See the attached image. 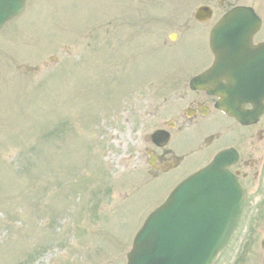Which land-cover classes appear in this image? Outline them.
<instances>
[{"label":"rangeland","instance_id":"obj_1","mask_svg":"<svg viewBox=\"0 0 264 264\" xmlns=\"http://www.w3.org/2000/svg\"><path fill=\"white\" fill-rule=\"evenodd\" d=\"M205 1L29 0L23 15L1 29L0 264H81L82 257L90 264L93 250L92 263L117 264L101 251L129 249L173 180L140 189L134 172L141 168L138 140L150 128L133 121L159 99L155 78L143 69L159 60L162 40L175 56L200 41L198 34L204 39L206 28L191 14ZM171 32L177 34L169 44ZM120 58L140 69L128 75L131 85L122 76L121 94L113 86L120 77L90 81L96 60L110 70ZM121 109L125 123L112 122ZM237 258L249 261L228 252L220 264Z\"/></svg>","mask_w":264,"mask_h":264},{"label":"flooded vegetation","instance_id":"obj_2","mask_svg":"<svg viewBox=\"0 0 264 264\" xmlns=\"http://www.w3.org/2000/svg\"><path fill=\"white\" fill-rule=\"evenodd\" d=\"M251 3L255 4V6L252 5L254 11L261 18V29L252 37V46H257L264 40V0H256ZM217 4L221 12L218 16L219 18L229 3L219 0ZM260 12L262 13L261 15ZM191 65L196 66L194 64ZM183 66L185 69H190L191 67L187 64ZM192 69L194 70L195 68ZM177 81L169 89L168 94H170V97L164 101L168 109L165 115L163 117H159V115L152 117L153 120L157 121V125H163L169 133L167 146L158 147L152 145L149 147L152 158L148 167H150L153 175L156 177L160 174H167L174 169L178 170L185 155L190 154L192 150L209 152L215 142L222 136L220 133H216L206 139L207 135L203 131L208 130V126L227 132L228 141L226 142L229 146L236 150L238 149L237 147L241 149L244 147L247 151L248 157H250L249 161L243 164L240 157V161L233 168L236 174H242L240 171L243 165L248 168L254 167L259 158H253V156L261 149L264 151V115L253 125L241 126L233 119L226 118L216 112L214 109L215 100L212 97L201 91L192 92L188 88V82H185L184 75H179ZM250 108L249 105L244 106L245 110ZM257 175L255 173L253 177L256 178ZM243 177L245 202L248 203L247 198H251L252 195V197L256 196V200L253 203L257 205L261 202L264 194L262 190H258V186L255 187V190L249 192L248 188L250 185L246 183L249 179L247 175H243ZM261 206L263 204L259 207Z\"/></svg>","mask_w":264,"mask_h":264},{"label":"water","instance_id":"obj_3","mask_svg":"<svg viewBox=\"0 0 264 264\" xmlns=\"http://www.w3.org/2000/svg\"><path fill=\"white\" fill-rule=\"evenodd\" d=\"M25 0H0V28L3 22L14 18L20 13ZM202 14L199 9L198 15ZM200 20V19H199ZM249 24H230L215 30L211 37V46L215 56L222 50L221 41L242 40L243 34L249 32ZM229 63L225 65L228 68ZM221 64H216L207 74L206 79H212L220 70ZM222 69V70H223ZM221 94V93H220ZM224 98V95L221 94ZM215 176L207 175L205 181L196 189H181L184 197L180 203H175V197L168 205L153 213L145 222L143 228L135 238L132 252L128 255L129 264H173L171 250L182 240L184 229L196 217L214 215L221 207L214 202L213 194L216 183ZM178 192V195L181 193ZM184 252H195L191 248L182 247Z\"/></svg>","mask_w":264,"mask_h":264}]
</instances>
